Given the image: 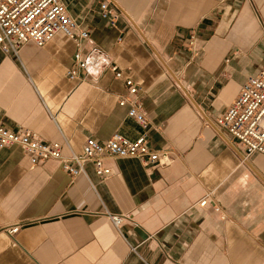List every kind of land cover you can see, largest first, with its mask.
<instances>
[{"label":"crops","instance_id":"1","mask_svg":"<svg viewBox=\"0 0 264 264\" xmlns=\"http://www.w3.org/2000/svg\"><path fill=\"white\" fill-rule=\"evenodd\" d=\"M61 1L90 34L83 51L107 63L70 80L77 46L62 34L17 55L0 48V123L65 156L89 138L134 141L143 130L119 105L116 66L141 88L150 146L174 161L105 157L108 179L93 163L73 179L59 161L0 151V264H264V155L247 157L217 124L264 66V0H108L115 26L105 0Z\"/></svg>","mask_w":264,"mask_h":264},{"label":"built area","instance_id":"2","mask_svg":"<svg viewBox=\"0 0 264 264\" xmlns=\"http://www.w3.org/2000/svg\"><path fill=\"white\" fill-rule=\"evenodd\" d=\"M110 3L105 0L101 4V14L103 19L115 26L117 16ZM58 34L74 41L77 46L75 64L67 72L70 80L80 79L82 73L86 77L98 73L107 63L101 52L83 51L90 34L68 14L61 0H0V48L4 53L17 55L20 48L29 42L42 47ZM110 71L116 79L124 80L127 98L119 100V105H129V117L143 130L139 138L132 141L119 133L104 142L89 138L81 153L65 156L60 143L46 142L31 130L14 131L0 123V151L18 147L31 166L49 160L59 161L61 168L73 179L86 175L85 167L88 163L94 164L100 178L108 179L113 170L104 166L105 157L134 158L147 167H169L174 161L171 151H157L150 146L149 120L133 100L141 88L133 80L123 79V72L116 66H111ZM217 124L244 145L247 157L255 153L264 155V66L258 74L245 81L238 97L218 118ZM211 201L208 195L198 205L205 207ZM215 209L221 210L216 205ZM112 220L120 232L123 218L114 216ZM17 231L18 228H14L11 234Z\"/></svg>","mask_w":264,"mask_h":264}]
</instances>
